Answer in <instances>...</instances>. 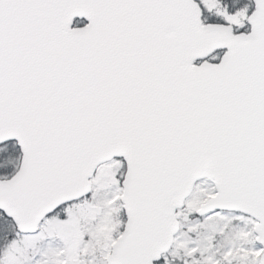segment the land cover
I'll return each mask as SVG.
<instances>
[{
    "label": "snow or ice",
    "instance_id": "obj_1",
    "mask_svg": "<svg viewBox=\"0 0 264 264\" xmlns=\"http://www.w3.org/2000/svg\"><path fill=\"white\" fill-rule=\"evenodd\" d=\"M0 264H264V0H0Z\"/></svg>",
    "mask_w": 264,
    "mask_h": 264
}]
</instances>
